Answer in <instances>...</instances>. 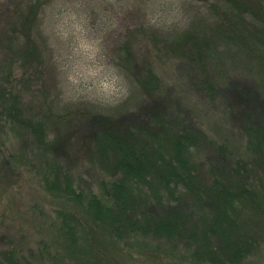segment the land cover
<instances>
[{"label":"rangeland","instance_id":"rangeland-1","mask_svg":"<svg viewBox=\"0 0 264 264\" xmlns=\"http://www.w3.org/2000/svg\"><path fill=\"white\" fill-rule=\"evenodd\" d=\"M206 1L0 0V89L5 73L19 77L23 69L31 70L34 82L20 87L17 84L18 91L26 108L30 107L29 113L35 115L31 118L43 123L49 134L40 143L23 127L0 123V264H4L6 251L34 264H199L192 256L193 247L161 246L142 236L119 241L110 230L86 218L88 194L94 191L102 195V191L93 164L84 159L86 145L80 137L81 124L66 118L69 111L61 112L71 106V116L93 117L124 102L127 86L115 54L133 31L136 59L132 68L136 65L135 70L144 74L145 64L151 59L165 85L161 95L166 100L163 104L144 99L132 110L145 115L146 107H157L167 120L228 148L231 156L219 158L215 148L206 145L201 161L205 169L219 160L222 166L232 163L240 155L236 152L248 144L246 128L264 117V104L259 100L263 78L254 70L238 71L227 79V87H218L214 99L202 87L196 67L179 58H160L143 33L146 27L161 31L187 24L190 8L196 6L205 12ZM33 5L37 7L34 25L38 28L33 41L43 53L32 61L33 67H24V46L30 49L31 43L30 46L26 38L19 47L9 48L7 38L14 29L19 31ZM232 87H237L251 105L238 100ZM57 98L62 109L55 107ZM158 102L162 106H157ZM52 109L57 114L54 117ZM56 140L66 145V153L57 152L52 145L49 148L50 142ZM248 159L249 155H245ZM47 160L59 162L69 171L75 188L87 199L76 203L51 192L44 180L48 175L44 168ZM69 227L75 238L66 234ZM261 251L252 262L264 264V243Z\"/></svg>","mask_w":264,"mask_h":264},{"label":"trees","instance_id":"trees-1","mask_svg":"<svg viewBox=\"0 0 264 264\" xmlns=\"http://www.w3.org/2000/svg\"><path fill=\"white\" fill-rule=\"evenodd\" d=\"M205 7L201 12L192 6L187 24L161 31L146 27L143 33L156 55L168 61L179 58L196 67L202 87L214 99L218 87H225L227 79L238 71L254 70L264 80V0H207ZM36 10L35 5L30 6L19 31L14 29L7 38L9 48L19 47L26 38L31 43L30 49L24 46V67H33L32 61L43 53L33 41L38 29L34 25ZM134 37L132 31L115 54L127 86L124 102L93 117L71 116V106L61 112L69 111L66 118L81 124L84 159L93 164L102 195L91 191L87 199L75 188L69 171L56 161L44 162L46 186L76 203L87 199L86 218L110 230L119 241L142 236L161 246L193 247L192 256L199 264H256L252 260L261 254L264 243V117L246 128L248 144L236 152L240 155L232 163L222 166L219 160L205 169L201 161L206 145L215 148L219 158L231 156L228 148L167 120L157 107H146L145 115L132 110L144 99L163 104L166 100L161 95L165 85L151 59L144 74L135 70L136 65L132 68L136 59ZM30 71L23 69L19 77L4 74L0 123L23 127L42 143L49 134L43 123L33 119L35 115L29 113L17 86L34 82ZM262 85L259 100L264 104ZM232 88L238 100L251 105L237 87ZM58 106L62 109L57 98ZM55 110H50L52 117L57 115ZM51 145L59 153L67 152L66 145L57 140L50 142L49 148ZM245 155H249L248 161ZM72 229L69 227L66 234L75 238ZM3 263L34 264L8 251Z\"/></svg>","mask_w":264,"mask_h":264}]
</instances>
